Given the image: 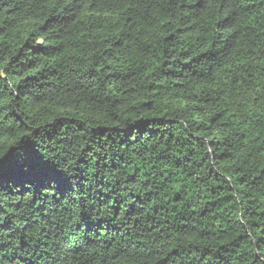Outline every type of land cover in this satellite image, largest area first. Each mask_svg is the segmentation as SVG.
Segmentation results:
<instances>
[{"label":"trees","instance_id":"obj_1","mask_svg":"<svg viewBox=\"0 0 264 264\" xmlns=\"http://www.w3.org/2000/svg\"><path fill=\"white\" fill-rule=\"evenodd\" d=\"M23 134L67 195L7 194L0 264H264V0H0Z\"/></svg>","mask_w":264,"mask_h":264},{"label":"snow or ice","instance_id":"obj_2","mask_svg":"<svg viewBox=\"0 0 264 264\" xmlns=\"http://www.w3.org/2000/svg\"><path fill=\"white\" fill-rule=\"evenodd\" d=\"M23 136L9 149L0 146V214H7L4 209L7 194L17 200L14 207L29 210L37 203L43 205L49 199L55 200L57 192H61L62 197L67 195L62 188L69 180L68 169L60 165L71 167L70 159L65 157L54 162L59 149H48L51 155L46 156L36 151L34 141L27 134ZM9 180L13 187L8 186ZM0 226H3L2 218Z\"/></svg>","mask_w":264,"mask_h":264}]
</instances>
